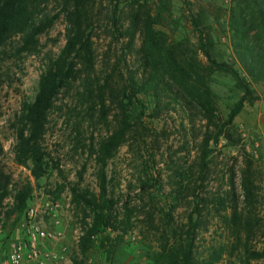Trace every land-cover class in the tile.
<instances>
[{
	"label": "trees",
	"instance_id": "1",
	"mask_svg": "<svg viewBox=\"0 0 264 264\" xmlns=\"http://www.w3.org/2000/svg\"><path fill=\"white\" fill-rule=\"evenodd\" d=\"M93 0H60L61 12L65 13L68 28L65 45L56 58H51L40 74L36 93L32 101L21 104L13 128L15 142L12 147L13 161L16 165L27 167L35 186L48 174L47 153L43 146L47 132L48 114L60 91L83 77L85 96L89 108L99 106L102 116L107 114V102L116 103L123 114L119 125L95 148L91 145L89 156L97 166L95 179L97 192L81 186L86 166L77 173L75 182L70 183V201L80 214L81 235L77 244V254L72 264H86L84 257L90 250L106 249L108 254L123 243L131 229L132 210L127 209L125 218L116 212L119 203L107 168L119 148L125 143L129 132L141 122L146 109H151L152 117H158L163 110L168 111L175 105L182 113L204 122V131L199 143L198 183L191 187L192 207L186 223L175 224V212L184 191L188 188L184 178H179L165 195L163 216L165 226L159 234L157 251L152 254L153 264H264V247L257 248L253 240L262 235V220L256 210V197L252 180L245 173L242 176L243 204L239 207L234 194V173L229 178L227 192L202 197L204 176L208 169V158L212 154L210 144L217 145L220 138L234 145L232 131L234 119L244 106L253 105L259 97L252 85L264 82V0H229L227 8L228 39L234 62L217 61L211 52L212 39L202 16L206 13L203 5L194 6L190 0H182L184 11L197 39V52L205 59L202 63L192 50L181 53L178 44L166 47L161 33L155 29L157 20L150 14L142 16L140 10L147 0H108L112 8L111 24L118 39H126L127 48H132L138 33L142 45L138 51L139 66L137 73L125 66L127 76L118 91L111 88V78L102 83L93 75L94 61L92 41L85 16L86 6ZM49 0H0V54L2 60L16 59L24 55L38 53V37L45 33L60 16V13H44ZM121 6L137 9L125 27L120 13ZM11 44V51L6 47ZM180 50V59L176 54ZM80 65V67H78ZM229 75L241 91L240 98L234 103L224 119L209 87V78L216 74ZM84 75V76H82ZM117 92V93H115ZM163 98H168L166 103ZM131 106L135 109L132 110ZM130 110L127 112L125 110ZM137 111V112H136ZM3 148L0 145V155ZM179 175V174H178ZM180 176V175H179ZM160 190L162 185L155 179ZM35 186L30 180L14 181L6 172L0 159V228L12 221L14 227L23 219L25 211L34 197ZM142 189H150L142 183ZM65 188L56 186L55 191L44 189L45 194L58 198ZM11 197V205L5 200ZM153 221V216H147ZM216 219L225 235L223 242L209 245L203 251L197 246L198 231L206 218Z\"/></svg>",
	"mask_w": 264,
	"mask_h": 264
},
{
	"label": "rangeland",
	"instance_id": "2",
	"mask_svg": "<svg viewBox=\"0 0 264 264\" xmlns=\"http://www.w3.org/2000/svg\"><path fill=\"white\" fill-rule=\"evenodd\" d=\"M194 6L203 5L206 13L202 16L212 39V55L217 61L234 62L228 39L227 8L229 0H190ZM61 12L60 0H49L44 13L54 15ZM137 12L136 8L121 6L117 15L126 27L130 16ZM140 14H150L155 20V29L161 33L166 47L178 44L181 53L184 49L197 53V58L205 63V59L197 52V39L184 11L182 0H147ZM85 16L92 41L94 61L93 75L103 82L110 80L111 88L118 91L125 76V66L137 73L139 66L138 51L142 45L140 33L136 36L132 48H127L126 39H118L114 33L111 17L112 8L108 0H93L85 8ZM69 24L65 13L54 21L53 25L38 37V53L24 55L16 59L2 60L0 54V145L3 153L1 163L14 181L34 180L27 167L14 163L12 147L15 142L13 123L19 114L24 101H32L40 74L51 58H56L65 45V33ZM11 51V44L5 49ZM180 59V50H176ZM80 67V65L78 66ZM125 75V76H124ZM84 76V75H82ZM209 87L215 96L220 115L225 119L234 103L240 98L241 91L234 80L226 74L216 73L209 78ZM83 77L70 82L54 100L48 114L47 132L43 146L47 153L48 174L35 186L34 198L41 202L44 189L56 190V186L64 184L65 188L58 194L64 203L70 202V209L62 222L68 247L70 263L77 254L74 240V229L81 227L80 214L70 201V183L75 182L77 173L83 165L81 186L97 192L95 174L97 166L89 156L91 145L98 143L119 125L124 117L116 103L107 102V114L102 116L99 106L95 110L89 108V100L84 92ZM252 88L259 97L253 105H245L235 117L232 136L234 145H229L220 138L217 145L210 144L212 154L208 158V169L205 174L202 197L211 198L227 192L229 178L234 173V194L239 207L243 204L242 176L245 173L252 180L256 210L262 220V235L253 240L257 248L264 247V82L253 84ZM117 93V92H115ZM168 98H163L166 103ZM129 111V108H126ZM131 109L135 108L131 106ZM158 117H152V110L146 109L141 122L129 132L125 143L109 162L107 172L113 178L114 190L119 200L116 212L125 218L126 211L132 210L131 229L124 237L122 244L108 254L109 241H105L106 249H93L84 257L86 264H153L152 254L157 251L159 243L158 231L165 226L163 209L165 195L179 178L185 179L188 188L184 198L172 213L173 222L178 225L186 223V217L192 207L190 189L194 186L199 174V143L205 130L202 121L182 113L175 105L168 108ZM137 112V111H136ZM180 176H179V175ZM183 177V178H182ZM159 181V185L155 181ZM147 183L150 189H142ZM190 190V191H189ZM54 197L53 195H50ZM8 197L4 204L11 205ZM153 216V221L148 219ZM217 220L206 218L198 231L197 246L203 251L206 246L223 242L225 235ZM12 221L0 228V258L7 252L10 241L21 234L23 219L14 227ZM230 264L232 261H224Z\"/></svg>",
	"mask_w": 264,
	"mask_h": 264
},
{
	"label": "built area",
	"instance_id": "3",
	"mask_svg": "<svg viewBox=\"0 0 264 264\" xmlns=\"http://www.w3.org/2000/svg\"><path fill=\"white\" fill-rule=\"evenodd\" d=\"M70 209V202L42 195L41 202L33 199L23 217L21 234L12 239L0 264H67L68 247L62 222ZM81 227L74 229L77 246Z\"/></svg>",
	"mask_w": 264,
	"mask_h": 264
}]
</instances>
